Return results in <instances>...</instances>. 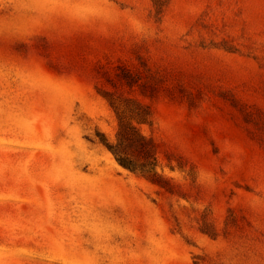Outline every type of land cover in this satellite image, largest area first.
I'll return each instance as SVG.
<instances>
[{
  "label": "rangeland",
  "instance_id": "1",
  "mask_svg": "<svg viewBox=\"0 0 264 264\" xmlns=\"http://www.w3.org/2000/svg\"><path fill=\"white\" fill-rule=\"evenodd\" d=\"M0 264H264V0H0Z\"/></svg>",
  "mask_w": 264,
  "mask_h": 264
},
{
  "label": "trees",
  "instance_id": "2",
  "mask_svg": "<svg viewBox=\"0 0 264 264\" xmlns=\"http://www.w3.org/2000/svg\"><path fill=\"white\" fill-rule=\"evenodd\" d=\"M130 119L136 121L137 124L146 122L143 111L136 112ZM118 120L117 142L114 146H108L117 163L130 171L139 170L142 174H147L151 178H158L155 171L156 155L153 145L139 133L134 125L126 121L121 115H118ZM126 149L135 152L137 158H130L126 154Z\"/></svg>",
  "mask_w": 264,
  "mask_h": 264
}]
</instances>
